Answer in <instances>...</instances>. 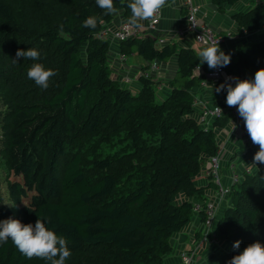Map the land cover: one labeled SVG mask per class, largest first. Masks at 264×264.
<instances>
[{
    "label": "trees",
    "instance_id": "trees-1",
    "mask_svg": "<svg viewBox=\"0 0 264 264\" xmlns=\"http://www.w3.org/2000/svg\"><path fill=\"white\" fill-rule=\"evenodd\" d=\"M240 1L212 3L225 13ZM129 2L114 0L125 21ZM90 16L96 29L84 27ZM114 19L96 0H0V221L18 217L34 225L40 218L79 256L71 264H181L176 236L194 223L193 203L206 202V189L214 188L209 180L207 187L196 183L219 151L215 130L231 119L224 115L210 129L196 119L195 90L212 70L200 65L203 48L161 47L151 36L119 44L121 53L147 63L143 71L177 59L161 102L154 77H140L136 87L114 78L112 43L99 36ZM233 20L242 36L261 37L221 46L231 56L222 68L254 79L264 68V0H252ZM18 49H35L40 58L15 62ZM35 63L56 72L46 90L27 77ZM229 201L215 228L226 249L205 254L203 264H229L248 245L264 244V164L244 173ZM33 260L11 239L0 243V264Z\"/></svg>",
    "mask_w": 264,
    "mask_h": 264
},
{
    "label": "built area",
    "instance_id": "built-area-1",
    "mask_svg": "<svg viewBox=\"0 0 264 264\" xmlns=\"http://www.w3.org/2000/svg\"><path fill=\"white\" fill-rule=\"evenodd\" d=\"M184 5L187 10L186 26L183 30L177 32L179 38H193L194 42L197 43L200 48L212 46L215 42H219V47L227 45L232 35H218L206 22L200 19L201 8L194 5L192 0H184ZM162 19V11L158 14L155 20L147 21V29L149 31H155L160 24ZM142 31L140 28L133 26L129 21H124L116 29L111 28L109 25L100 32L99 36L102 39L108 40L109 42L120 44L132 37L141 36ZM158 46L166 44L164 38H160L157 42ZM119 62L123 65L128 64V56L123 53L118 54ZM161 63L154 61L149 66V70L142 71L134 77H116L120 79L125 85H132L136 79L140 77L150 78L153 74L158 72L161 68ZM198 71V68H197ZM136 77V78H135ZM228 77H236V75L227 72L225 69L217 68L207 71L205 73V81L202 83L201 89L205 92L210 89L213 93L215 88L219 87L220 84L225 83ZM135 78V79H134ZM235 85L234 80L227 81ZM226 94L222 93L217 95L215 100L206 98H199L195 95L193 107L196 110V119L198 123L206 129H210L214 122L223 117L224 115L230 116L232 122V128L227 132L229 139L232 136H237L241 128V117L238 114L236 107H229L226 104ZM217 107L222 109L216 111ZM227 139V141L229 140ZM227 141H222L219 144V151L215 156H212L207 165L204 168L203 174L207 180L213 183L214 192L212 196L206 199V202L195 201L193 203V211L195 213L194 233L199 235L195 237V240L191 243L189 249L183 248L176 250L174 255L181 264H203V257L209 252H214L217 248H220L221 242L217 239L215 228L220 216V212L224 207V204L229 201L231 189L234 185L240 183L243 180L244 173H252L255 168L252 166L245 167L242 172L239 171V167H242L244 161L247 160L249 154L254 150L255 146L249 136L246 134V129L240 138L241 148L239 152L233 154L228 160L226 157ZM263 166V165H262ZM259 168V170L262 168ZM225 170L229 171L230 174L225 175ZM225 177L229 179V183L225 182ZM204 213V217L201 214ZM198 233V234H197Z\"/></svg>",
    "mask_w": 264,
    "mask_h": 264
},
{
    "label": "clouds",
    "instance_id": "clouds-1",
    "mask_svg": "<svg viewBox=\"0 0 264 264\" xmlns=\"http://www.w3.org/2000/svg\"><path fill=\"white\" fill-rule=\"evenodd\" d=\"M96 4L104 10L105 15H119L114 0H96ZM167 4L168 0H130L127 4V8L131 11L130 23L137 28L142 27L141 21L155 20ZM97 23V17L90 16L84 21V27L96 29ZM198 57L200 65L207 63L211 69L225 67L231 62L230 54H225L220 49L219 42L205 47L198 53ZM20 58L38 60L40 52L35 49H18L14 61L18 62ZM55 75L54 70L45 69L41 63H35L27 72L28 79L45 90L49 87L50 78ZM230 80L235 81L234 86L227 82ZM225 89L226 104L237 108L253 144L259 146L252 164L255 166L264 164V68L255 73L254 79L241 80L238 77H228L225 83L215 88V92L220 93ZM216 111L222 112V109L217 107ZM9 239L27 259L37 257L46 259L51 264H65L72 254L66 239L47 228L40 218L34 225L24 224L18 219L11 218L0 221V243H7ZM240 243L239 240L236 241L233 248L239 249ZM229 264H264V244L255 242L248 245L240 254L235 255Z\"/></svg>",
    "mask_w": 264,
    "mask_h": 264
},
{
    "label": "crops",
    "instance_id": "crops-1",
    "mask_svg": "<svg viewBox=\"0 0 264 264\" xmlns=\"http://www.w3.org/2000/svg\"><path fill=\"white\" fill-rule=\"evenodd\" d=\"M194 5H197L201 8V13H200V19L206 22L218 35H232V38L230 40V45L231 49H235V45L233 42H239L242 40H247L246 42L251 40V37L257 38L256 33H244V36H242L239 33V27L238 24L233 20V16L236 13L239 12H246L251 8V2L252 0H241L238 4H236L233 7H227L225 13H219L217 11V7L212 3V0H192ZM186 16H187V10L184 5V0H168L167 6L162 10V19L160 24L158 25L157 29L155 31H149L147 29V21H141L140 23L143 25L140 27L142 34L141 36L146 37V36H151L155 39H160L164 38L166 41V44H176L178 48H196L200 46L194 42L193 38L187 37V38H179L177 36V32L180 30H183L186 26ZM125 21L123 17V13L119 12V15H115L114 21L109 25L111 28L116 29L119 27L123 22ZM258 36L260 34H257ZM256 41V40H252ZM111 61H110V66L113 71V77H134L137 76L136 74L140 73L143 71L142 67L146 66L147 63L143 61L141 57L138 55H133L131 57H128V64L123 65L122 63L119 62L118 59V54L120 53V46L119 44L113 43L112 44V49H111ZM201 50V49H199ZM161 69L153 74V77L155 80L159 83L158 89L160 91H163L162 97L163 100L165 97L169 94V82L175 77L176 72L178 70V62L176 58L171 59L167 63H161ZM149 70V69H148ZM136 78V77H135ZM134 78V79H135ZM139 80V79H138ZM134 81L132 83L133 86H137V81ZM168 88V89H167ZM195 94L199 98H211L213 96V92L209 89L208 92L204 91L203 89H197L195 90ZM199 94V95H198ZM214 98V97H213ZM216 98V96H215ZM211 100V99H210ZM243 120V119H242ZM243 122H241L242 124ZM241 130H239V133ZM243 134H241L237 138V142L234 144V150L232 149L233 141H227L228 145V150L231 151L232 155L236 154L239 152L241 145H240V138ZM222 141L224 139L222 138ZM229 142V143H228ZM257 151H259V146L256 145ZM234 151V152H233ZM251 158H253V153L251 152L249 154ZM231 158L228 157V160ZM248 161L246 163H250V159L247 158ZM263 164H258L257 165V170L256 166L255 169L253 170L254 173L259 172V168ZM244 168L247 167V164L243 166ZM244 168L239 167L238 172H242ZM230 174L229 171L225 170V175ZM225 182L229 183V179L225 177ZM197 186L199 187H207L208 186V181L206 178L203 176L200 177V179L197 180ZM214 192V189H206L204 196L206 198L212 196ZM231 204V201H228L227 204H224V207L222 208V211L220 212L223 213V211L227 208L230 207L229 205ZM193 225L190 224L182 233L178 234L176 236L177 243H179V246L181 248H189L191 243L195 240L196 235L194 233V230H192ZM195 236L194 238L192 236ZM219 249H226V245H223L221 242L220 248Z\"/></svg>",
    "mask_w": 264,
    "mask_h": 264
},
{
    "label": "rangeland",
    "instance_id": "rangeland-1",
    "mask_svg": "<svg viewBox=\"0 0 264 264\" xmlns=\"http://www.w3.org/2000/svg\"><path fill=\"white\" fill-rule=\"evenodd\" d=\"M243 36H244V35H243ZM254 36H256V35H254ZM260 37H261V36H259V37H257V38L259 39ZM257 38H253V37H251V41H252V40H257ZM197 49L199 50V49H201V48L197 47ZM162 93H163V91H160V90L158 89V87H156V99H157L158 102L163 101ZM195 95H196V94H195ZM198 95H199V94H198ZM196 96H197V95H196ZM206 99H211V98H206ZM212 99H213V98H212ZM241 122H243V123L241 124V128H240L241 132L238 133L237 136H232L230 139H229V137L227 136V132L230 131L231 128H232V122H231V121H229V123H228V125H227L226 127H224V128H217L215 131H216V133H217V141H218V144H220V143L222 142V138L224 139V141H227V139H229L230 141H233V143H232L233 147H232V149H230V150H234V144L237 142V138H238L241 134H243V133L245 132V129H246V127H245V122H244V120H242V118H241ZM229 140H228V141H229ZM228 143H229V142H228ZM225 149L227 150L226 157H230V156H232L231 151L228 150V145H226V148H225ZM233 152H234V151H233ZM256 152H257V147H255L254 150L252 151L253 155H255ZM253 157H254V156H253ZM248 158L250 159V163H246V162L248 161V159H247V160L244 161L243 166L247 164V166H252L253 168H255V165L252 164V163H253V158H251L250 156H248ZM243 166H242L241 168H244ZM257 169H258V168H257V166H256V170H257ZM4 178H5V172H4L3 170L0 169V190H1V192H3V193H5ZM7 198H8V200H9V202L11 203L8 194H7ZM178 199H179V200H182V198H178ZM16 219H18V220H20L22 223H24V221H23L22 219H20V218H18V217H16ZM194 228H195V225H194V227L192 228V230H194ZM184 231H186V230H184ZM192 237L194 238L195 236L193 235ZM223 245H224V244H223ZM190 246H191V245H190ZM190 246H189V247H190ZM176 247L179 248V243H178V245L176 244ZM187 249H189V248H187ZM217 250H221V249L217 248ZM78 257H79L78 255H77V256H72V254H71V256L65 261V264H71V262L75 261V260H73V259L76 258V260H77ZM35 258H36V260H33L35 264H51V262L48 261V260H46V259H41V258H37V257H35ZM57 258H58V257H57ZM203 259H204V257H203ZM201 261H205V260H201Z\"/></svg>",
    "mask_w": 264,
    "mask_h": 264
}]
</instances>
